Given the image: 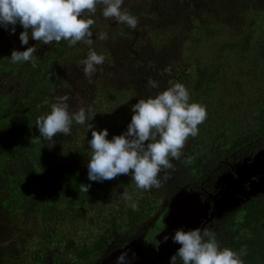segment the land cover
I'll return each instance as SVG.
<instances>
[{"label": "rangeland", "instance_id": "obj_1", "mask_svg": "<svg viewBox=\"0 0 264 264\" xmlns=\"http://www.w3.org/2000/svg\"><path fill=\"white\" fill-rule=\"evenodd\" d=\"M102 7L97 6V12L92 16L94 20L102 15ZM231 9L235 12H227ZM136 17L135 29L126 30V25L122 29L116 27L103 47L95 49L97 54L104 56V62L96 66L94 74H86L81 62L67 70L62 84L52 96L51 105L56 97L68 95L70 113L80 108L87 111L91 107L96 115L89 123L94 130L107 129V138L111 139L120 135L118 122L127 119L126 111L131 110L132 105L140 99L155 97L175 83L184 84L175 76H191L198 66L213 73L212 82L207 84L208 91H194L189 82L184 85L190 93V102L206 106V120L198 125V134L187 139L181 157H170L173 167L165 170L168 178H160L162 187L159 189H138L131 179L118 188L85 199L84 204L78 202L72 206L71 200L59 194L40 192L35 186L21 189V207L10 208L5 201L12 182H0V264H53V253L57 256L56 264H65L76 250L84 246L93 249L94 242L103 236L108 241L103 242L102 252L83 257L76 264H116V254H111L115 253L116 246L130 237L133 240L138 238L137 244H142V232L152 226L177 188L186 184H183L185 180L192 178L187 184L194 190L208 178L209 169L215 164L210 158L198 161L211 147H219V151L226 155L235 140L258 128V116L264 110V57L260 54L264 46V0H145ZM235 19L248 24L240 25L242 30L238 32ZM10 27L0 26L1 72L8 69L1 65L3 53L7 57L13 50L23 51L29 45H35L34 58H41L55 44L44 45L30 37L28 44L22 45L19 40L22 26L16 25L15 34H11ZM169 27L176 37L181 38L176 39V43L170 41L173 51L177 50L180 55L176 56V53L175 57L162 62L166 56L162 51L170 46L155 45L152 37L157 33L163 40L165 36L162 34L170 35L166 29ZM181 30L184 34L179 36ZM247 32L250 41L246 49L238 47L220 52V48L240 40ZM134 44L138 45L135 47ZM182 69L186 72L182 73ZM19 76V72L12 75L14 79ZM149 80L155 81L157 87H150ZM8 85L7 82L0 83V124L12 113L8 106L13 100L15 87L11 85L12 88L8 89ZM71 131L70 136L58 134L48 142L60 152L68 147L81 149L77 158L81 162L88 160L83 157L86 150L91 151L88 140L92 138V130H89L88 123H73ZM4 136L0 131V137ZM3 141L7 143L9 139L5 137ZM259 147L263 149L261 145ZM0 161H3L1 157ZM195 162L198 163V177L187 166ZM4 163L9 178L13 180L14 174L20 170L19 164ZM125 192L138 203L136 210L129 206L131 202L122 198ZM41 209L53 212L50 221L41 216ZM129 209L137 213L134 221L127 215ZM76 211L81 212L77 214ZM244 213L239 209L226 218H218L221 219L219 224L210 231L217 235L220 229L221 237H226L227 232L239 230ZM44 236L49 237L50 244L42 241ZM68 240L74 243L72 250ZM133 249L134 252L129 251L130 264H149L141 248Z\"/></svg>", "mask_w": 264, "mask_h": 264}, {"label": "clouds", "instance_id": "obj_2", "mask_svg": "<svg viewBox=\"0 0 264 264\" xmlns=\"http://www.w3.org/2000/svg\"><path fill=\"white\" fill-rule=\"evenodd\" d=\"M124 0H0V26L15 34L16 25L22 26L19 34L22 45H27L29 38L44 45L62 40L68 41V46H75L78 42L93 44L92 18L97 12V6L102 5V15L114 19L135 29L138 23L136 16L122 8ZM100 40H107L108 34H98ZM35 45L24 51L13 50L11 61H31L34 65ZM104 56L97 54L91 47L87 58L81 63L85 66L86 74H94L98 65H102ZM149 86L157 87L155 81L149 80ZM68 95L58 96L51 105L50 113L40 115L36 120V127L40 136L32 138L35 143L42 137L46 141H53L58 134L70 136L73 123L84 125L88 123L92 138L88 140L91 158L88 161V179L94 182L113 180L119 175H129L135 181L136 187L144 191L159 189L162 181L159 174L162 170L173 167L170 157L179 159L187 139L198 134V125L207 118L206 106L197 102H190V93L185 85L175 83L155 97L140 99L132 105L133 115L127 130L120 135L108 139L107 129L94 130L89 123L96 112L89 107L87 111L80 108L75 113L69 112ZM43 104H48L44 100ZM168 177L165 176L164 180ZM81 190L88 192L90 184H80ZM122 198L131 202L133 210L138 203L128 193ZM157 220L154 227L144 237L146 244L159 251L162 243L169 240L164 235L157 239L167 228L164 217ZM173 243L179 244L178 250L170 257L169 264H244L241 252L231 248H221L214 232L207 228L185 230L180 227L171 236ZM116 264H130L128 251H122L116 259Z\"/></svg>", "mask_w": 264, "mask_h": 264}, {"label": "trees", "instance_id": "obj_3", "mask_svg": "<svg viewBox=\"0 0 264 264\" xmlns=\"http://www.w3.org/2000/svg\"><path fill=\"white\" fill-rule=\"evenodd\" d=\"M144 2L145 0H124L122 8L136 16L140 13ZM227 12L234 13L235 10L233 11L231 9V11L228 10ZM233 21L237 26L236 28L239 27L238 32L242 30V26L240 25L243 23L245 25L248 24L239 19ZM116 27L119 29L125 28L123 24H118L114 19L105 18L101 15L95 20V24L91 28L93 32V44L91 46L83 41L78 42L72 47L68 46V41L66 40H62L59 43L55 42L53 47L43 57L34 58V65L31 61L14 63L10 59L11 56L6 57L5 53L2 52L4 54L2 55L5 58L2 57L3 62H1V65L3 67H8V69L4 72L0 71V83L7 82V85L9 84L7 86L8 89L12 88L11 85L15 87L12 92L13 100L8 106L12 113L8 114L5 121L0 124V131L5 135L4 137H0V157L3 159V161H0V182L3 184H8L10 181L12 182L11 189L6 195L5 203L7 207H21L20 203L23 202V200L20 199V195H22L20 190H24L25 188L32 189L36 186L40 192L42 191L46 194H59L63 198H66V200H71V205L73 206L78 202L84 204L83 202L85 199L92 198L99 193H106L110 189L118 188L121 185L126 184L128 180L132 179L129 175H119L113 180L103 182L90 181L88 179L87 164L91 158V151L86 150V156L83 157H87L88 160L81 162L77 158L81 149L68 147L65 151L60 152L53 149L50 142L44 140L42 137L40 138L39 143H35L31 140L32 138L40 136L39 130L36 127L37 117L40 115H46L50 112L52 96L62 84V78L67 70L86 59L90 47L93 50L103 47L102 45L105 40H100L98 38L99 33L106 32L109 38V36L115 31ZM166 29L169 30L167 34L170 35L166 36L162 34L165 36L163 40H161L157 33L152 37V43H155V45L164 44V47L165 45L170 46V48L163 49L162 53L166 54V56L162 62L175 57V54L177 53V50L173 51L174 47L170 41L176 43L177 40L181 39L174 35V32L170 27ZM186 29L188 31L191 30L190 27H186ZM126 30H131V28L127 26ZM167 30H164L163 32H167ZM183 34L184 30H181L178 35L182 36ZM249 41L250 35L247 32L245 35H241L240 40L228 43L226 46L223 45L224 47L220 48V52L225 50L233 51L238 47L246 49ZM134 45L136 47L138 44ZM28 47H31V45ZM262 47L263 49L260 54L264 57V46ZM178 55L180 54L177 53L176 56ZM131 57L132 55H130V58ZM128 62L130 63L129 60ZM15 72H19L20 74L18 79L12 77ZM184 72L186 71L182 69V73ZM121 77H123V75ZM212 77V72L209 73L206 69L197 66L191 76H188V74H179L175 76V79L184 84L189 82L194 91L206 93L208 91L207 84L212 82ZM44 100H48V104H43ZM126 114L127 119L122 123L118 122L119 127L117 131L120 134L127 130L133 112L128 109ZM5 137L9 139L7 143H4L3 141V138ZM69 141H67L66 144ZM263 144L264 110H262L258 116V128L235 140V143L230 147V150L226 155L219 151V147H211L208 154L203 155L198 163L204 158H210L212 160V163L215 165L213 168L209 169V175L217 164L224 163V161L233 163L237 159H241L247 154L249 155V153L254 154L260 150V145L264 148ZM244 145L247 147H244ZM71 157L75 159L71 160ZM4 161L11 163L17 162L20 166V170L14 174V177H12L13 180L9 178L8 171L5 170ZM198 163L187 164L192 174L195 171L196 177H198V172H196V165ZM161 172H165V170H162ZM163 177V175L159 174L158 178ZM191 181L192 178L187 179L183 184L190 183ZM80 184H90L91 187L88 192H85L81 190ZM257 197H259V200L257 199L256 201H253L251 199L252 201L250 200V203L247 202L248 204L246 203L242 206L241 210H244L245 213L239 224V230H236L233 233L227 232L226 237H221L222 234L220 235L221 231L219 229L217 230L218 234L216 235V239L221 248L228 247L237 252L246 249V254L242 255L244 264L264 263V193ZM79 212L76 211L77 214H79ZM128 213L129 214L127 215H129L130 220L134 221L137 217V213L133 212L131 209H129ZM40 214L42 217H47L50 221L53 212L51 210L43 211L41 209ZM218 221L220 222V219ZM211 228H214V226L207 227L209 230H211ZM240 231H245L247 234H243ZM43 238L42 241L44 240V243L50 244L48 236H44ZM132 239L133 238L130 237L124 240L117 247L125 246ZM104 241H108V238L103 236L94 242L93 249H88L86 246L81 247L71 254L70 259H68L65 264H76L81 258L88 255L92 256L97 251L100 254V251L102 252L103 250L102 245H104ZM67 244L70 246V250H72L74 247L73 241L68 240ZM53 260V264H56L57 256L54 253ZM166 261L165 264H169L170 257L167 258ZM43 263L45 262L43 261ZM177 264H182L179 258Z\"/></svg>", "mask_w": 264, "mask_h": 264}, {"label": "water", "instance_id": "obj_4", "mask_svg": "<svg viewBox=\"0 0 264 264\" xmlns=\"http://www.w3.org/2000/svg\"><path fill=\"white\" fill-rule=\"evenodd\" d=\"M219 179L222 189L218 192V197L213 198L212 205L218 217L224 213L237 211L251 199L264 193V148L235 163L233 173L223 175ZM247 184L249 190L245 189ZM210 208V203L202 201L189 184L178 187L154 224L144 232V235H147L157 220L167 212L164 217L167 228L157 239L162 240L164 235H168L169 240L161 244L159 251L151 246L154 249V257L158 260L171 257L180 247L171 239L175 230L180 227L186 230L198 228L202 220H209Z\"/></svg>", "mask_w": 264, "mask_h": 264}, {"label": "flooded vegetation", "instance_id": "obj_5", "mask_svg": "<svg viewBox=\"0 0 264 264\" xmlns=\"http://www.w3.org/2000/svg\"><path fill=\"white\" fill-rule=\"evenodd\" d=\"M247 155H245L244 157H250L253 154L249 153V155L248 156ZM244 157H242L241 159H243ZM241 159H237L233 163H228V161H224V163L217 164V166L213 169V171L208 175V178L203 183H200L198 185L197 189L193 190L194 192H197L199 194V196H200L202 201H206V202L210 203V205H211L210 210H208V218H209V220L208 221H206V219L202 220V222H201V224L199 225L198 228L204 229V228H207L209 226H215L216 224L219 223V221H218L219 219L218 218L223 219V218H226V217L230 216V214H232V213L235 214L236 212H238L239 209L237 211H234V212L224 213L220 217H218L216 215L215 210L213 209L212 205H213V198L214 197H218V192L222 189V186L220 184V179L219 178H221L223 175H227L229 173L232 174L233 173V167H234L235 163H237ZM160 174L163 175L164 177L167 176V174L165 172H161ZM245 189L249 190V184H247L245 186ZM257 199H259V197L255 198V199H252V200L256 201ZM147 229H145L142 232V234L140 235V237H143V239L146 236V235H144V232ZM137 241H138V238H136L135 240L132 239L128 244H126L123 247L122 246H120V247L116 246L115 253L112 252L111 254L112 255L116 254V256H115V260H116L117 257L121 254L122 251H128V252L132 251V252H134L133 248L134 247H138V248L142 249V252L145 254V260H147L149 262V264H165V262H167L166 259L158 260L156 257H154V254H153V250L154 249H152L151 245L146 244L144 240H143L142 244H137Z\"/></svg>", "mask_w": 264, "mask_h": 264}]
</instances>
